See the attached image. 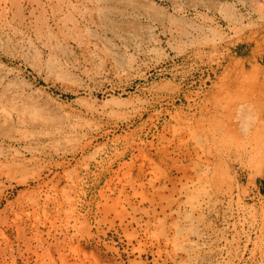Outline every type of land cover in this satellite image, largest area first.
<instances>
[{
	"label": "rangeland",
	"instance_id": "rangeland-1",
	"mask_svg": "<svg viewBox=\"0 0 264 264\" xmlns=\"http://www.w3.org/2000/svg\"><path fill=\"white\" fill-rule=\"evenodd\" d=\"M104 1L0 0V264H264V0Z\"/></svg>",
	"mask_w": 264,
	"mask_h": 264
},
{
	"label": "bare ground",
	"instance_id": "bare-ground-1",
	"mask_svg": "<svg viewBox=\"0 0 264 264\" xmlns=\"http://www.w3.org/2000/svg\"><path fill=\"white\" fill-rule=\"evenodd\" d=\"M159 15L160 14L156 12L152 5L146 0H110V2L108 1L106 4H103L99 10L100 19L104 23H109L112 27L116 26V28L118 27L124 32L129 31L133 34H135L138 29L137 21L141 19L158 21L160 19ZM256 99L258 101L256 107L259 114L258 117L261 129H257L258 134L256 133V140H252L253 143L250 144V147L252 150V156L258 157L259 160H261L262 166L260 171L261 174H264V88ZM125 102L126 101L122 98V94H119L118 96L111 95L99 98V96L92 91L87 93V97L82 100V104L86 108L95 110H107L106 108L109 106H121ZM241 120H243V118ZM245 120L248 119L246 118ZM245 120L243 123L242 121H240V124L236 123L234 130H232L236 134V137L241 136V133H238L236 129L242 128V126L246 124Z\"/></svg>",
	"mask_w": 264,
	"mask_h": 264
},
{
	"label": "trees",
	"instance_id": "trees-1",
	"mask_svg": "<svg viewBox=\"0 0 264 264\" xmlns=\"http://www.w3.org/2000/svg\"><path fill=\"white\" fill-rule=\"evenodd\" d=\"M260 185V191L264 195V178L258 181Z\"/></svg>",
	"mask_w": 264,
	"mask_h": 264
}]
</instances>
